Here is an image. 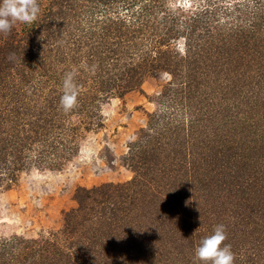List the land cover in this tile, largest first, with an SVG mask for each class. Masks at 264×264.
I'll list each match as a JSON object with an SVG mask.
<instances>
[{
  "label": "rangeland",
  "instance_id": "rangeland-1",
  "mask_svg": "<svg viewBox=\"0 0 264 264\" xmlns=\"http://www.w3.org/2000/svg\"><path fill=\"white\" fill-rule=\"evenodd\" d=\"M39 5L0 34V264H193L218 224L264 264V0Z\"/></svg>",
  "mask_w": 264,
  "mask_h": 264
},
{
  "label": "clouds",
  "instance_id": "clouds-1",
  "mask_svg": "<svg viewBox=\"0 0 264 264\" xmlns=\"http://www.w3.org/2000/svg\"><path fill=\"white\" fill-rule=\"evenodd\" d=\"M40 14L39 0H0V34H8L16 23L32 24ZM15 56L10 53L8 59ZM75 71L64 73L59 107L64 112L73 110L78 103L79 85ZM227 240L226 226H214L211 234L202 238L194 249L193 264H234L235 255Z\"/></svg>",
  "mask_w": 264,
  "mask_h": 264
},
{
  "label": "trees",
  "instance_id": "trees-1",
  "mask_svg": "<svg viewBox=\"0 0 264 264\" xmlns=\"http://www.w3.org/2000/svg\"><path fill=\"white\" fill-rule=\"evenodd\" d=\"M93 77V76H92ZM93 80H94V78H92ZM96 81H94V82H92V85H94V83H95ZM21 252H24V251H21ZM29 254H30V252H27V250H25V252H24V258H27L28 256H29ZM21 259V258H20ZM20 262H21V260H20Z\"/></svg>",
  "mask_w": 264,
  "mask_h": 264
}]
</instances>
